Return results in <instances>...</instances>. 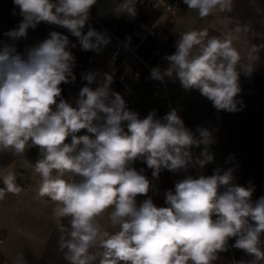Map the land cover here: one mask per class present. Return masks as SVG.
<instances>
[{"label": "clouds", "instance_id": "9594fccd", "mask_svg": "<svg viewBox=\"0 0 264 264\" xmlns=\"http://www.w3.org/2000/svg\"><path fill=\"white\" fill-rule=\"evenodd\" d=\"M96 2L14 0L23 19L5 35L15 42L45 22L67 29L82 51H99L109 38L91 26L83 32ZM183 3L200 18L232 10V0ZM136 4L137 0H122L116 9L135 17ZM76 46H70L68 35L51 31L23 54L15 43L0 47V151L23 156L27 148H39L34 165L41 177L38 195L57 203L53 219L70 217V227H62L59 241L67 264H95L97 255L90 249L97 246L102 249L99 264H212L232 237H236L233 247L253 257L248 264H262L264 196L253 202V188L234 184L231 170L186 176L174 191L165 193V207H157L151 197L137 204V196H146L151 182L142 170L130 167L134 161L143 159L158 178L164 169L187 170L194 159L191 149L204 145L195 160L203 167L213 160L208 152L211 134L201 128L197 138L175 110L162 119L154 112L140 119L121 94L111 90L113 76L108 73L96 88L89 85L97 83V74H82L87 85L80 89L74 107L61 97L60 85L75 81L70 47ZM175 47L166 57L168 66L151 69L150 78L178 80L185 89H198L217 110L237 111L236 66L241 56L233 37L190 30ZM259 47L264 46L252 45L250 60L258 59L253 54ZM81 130L87 134L78 135ZM16 180L13 172L0 168L4 184L0 200L22 190ZM107 209H112L111 224L119 228L113 234L98 223Z\"/></svg>", "mask_w": 264, "mask_h": 264}, {"label": "crops", "instance_id": "0c3cea01", "mask_svg": "<svg viewBox=\"0 0 264 264\" xmlns=\"http://www.w3.org/2000/svg\"><path fill=\"white\" fill-rule=\"evenodd\" d=\"M120 2L122 0H97L90 9V19L83 32L86 33L89 26L98 32H101L103 27L107 28L128 45L136 48L144 59L163 70L168 66L166 57L175 52L176 42L184 32L206 29L209 36L233 37V46L241 56L237 66L242 67L241 73L237 71L239 92L234 98L238 109L235 112L217 110L198 89H185L178 80H174L175 85L171 90L173 110L197 138L198 129L203 128L210 132L212 142L208 145V152L213 156V160L200 167L195 160L200 158L205 146L193 147L191 152L194 159L187 170L173 173L164 169L158 178H154L153 170L147 167L143 159H137L130 167H134L138 172L142 170L141 174L151 182L148 194L137 196V204L151 197L157 207H165V193L168 190L174 191L178 181L188 175L194 178L201 175L211 176L216 170L221 174L231 170L234 184L253 188V202L264 196V47H259L258 53L253 54L258 56L256 61L249 59L252 45L264 46V0H232L230 12L217 10L205 18H200L196 11L189 10L187 5L182 3L177 14L170 16L166 21L161 20L159 10L140 3L136 4L135 17L121 14L116 9ZM22 19L14 0H0V47L6 43H15L17 51L23 54L27 48L47 38L51 31L61 32L68 35L70 46L72 43L77 45L75 48L70 47L75 56V81L60 85L61 97L69 102L78 98L80 89L87 85V81L82 79V74L96 73L97 83L89 85L96 87L104 68L111 65L109 47H102L99 51H82L78 39L67 29L45 22H41L35 29L30 28L26 38L13 42L5 33L16 28ZM197 50L193 49L194 52ZM132 64L135 65L136 62L132 61ZM244 66L251 71H246ZM144 103L148 105L150 113H155L157 119H162L172 111L158 89ZM39 156L38 147L27 148L23 156L0 151V168H7L13 173L20 169L32 175L33 183L29 188L20 184L18 186H22L21 189L26 190L25 193L29 196L34 195L33 199L27 198L30 201L26 202L27 206H39L34 209L32 207V211L30 209L27 215L11 217L6 210V201L0 200L4 208V211L0 209V264H67L64 259L66 250L59 248V241L64 235L62 227H70V217L59 221L53 219V209L57 203L49 197L38 195L41 177L34 171V165ZM16 220L19 221L18 224L14 223ZM107 220L109 223L105 224ZM98 223L103 231L111 230V234L119 230L118 226L111 224L108 216L99 217ZM235 240L236 237L229 238L227 250L219 252L212 264H248L253 259L244 250L233 247ZM261 241L264 242V234ZM261 249L264 251V243L261 244ZM90 251L97 255L95 264H99L102 249L97 246Z\"/></svg>", "mask_w": 264, "mask_h": 264}, {"label": "built area", "instance_id": "2783aa9c", "mask_svg": "<svg viewBox=\"0 0 264 264\" xmlns=\"http://www.w3.org/2000/svg\"><path fill=\"white\" fill-rule=\"evenodd\" d=\"M137 3L159 10L161 20L166 21L170 16L177 14L183 0H137ZM101 32L110 41L106 46H102L110 48L111 60V65L102 71V78L105 73L113 76V82L110 85L111 90L121 94L127 107L138 113L140 119H144L150 114L149 107L144 102L157 89L161 91L167 106L173 110L171 90L175 85V81L167 77L163 82L151 79L150 72L151 69L158 67L156 64L144 59L136 48L121 40L111 30L103 27ZM132 61H135L136 64L133 65ZM71 103L75 107V101ZM84 134H87L86 130H81L78 133V135ZM66 142L70 143L71 137Z\"/></svg>", "mask_w": 264, "mask_h": 264}, {"label": "rangeland", "instance_id": "374dc122", "mask_svg": "<svg viewBox=\"0 0 264 264\" xmlns=\"http://www.w3.org/2000/svg\"><path fill=\"white\" fill-rule=\"evenodd\" d=\"M15 176L17 177V184L19 185H25L26 187L29 188V185H31V183H33V180L31 179V174L28 172V171H24V170H16L14 172ZM4 187V184L0 182V188H3ZM22 187V186H21ZM23 192H19L18 194H11V193H8L6 194L5 198H4V202L6 201V204H7V209L11 215V217H13L14 215H16V217L18 215H22V214H29L30 212V209L32 211V207L33 209L34 208H38L39 206H27L26 204L29 203L30 201L27 200L28 199H33L34 198V195L31 194V196H29L28 193H25L26 190H22ZM8 197H10L11 199L9 200ZM21 198H23L21 200ZM27 202V203H26ZM9 203V204H8ZM3 207V204L1 205L0 204V209H4L2 208ZM43 210H45V206H43ZM4 211V210H3ZM39 212V211H38ZM109 212H110V209H107L102 215L107 218L110 217L109 216ZM40 214V213H39ZM12 222V221H11ZM14 223L18 224L19 221L16 220ZM108 220L105 222V224H108ZM13 224V222H12ZM110 226V225H109ZM105 231H108L110 234H111V230H105Z\"/></svg>", "mask_w": 264, "mask_h": 264}, {"label": "water", "instance_id": "95a60500", "mask_svg": "<svg viewBox=\"0 0 264 264\" xmlns=\"http://www.w3.org/2000/svg\"><path fill=\"white\" fill-rule=\"evenodd\" d=\"M236 71L241 73L242 72V67L241 66H237Z\"/></svg>", "mask_w": 264, "mask_h": 264}]
</instances>
